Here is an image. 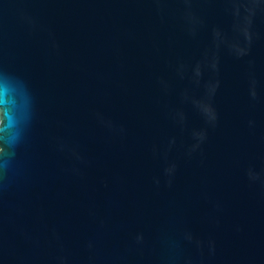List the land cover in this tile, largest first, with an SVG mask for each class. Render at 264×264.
I'll return each mask as SVG.
<instances>
[{
    "label": "water",
    "instance_id": "1",
    "mask_svg": "<svg viewBox=\"0 0 264 264\" xmlns=\"http://www.w3.org/2000/svg\"><path fill=\"white\" fill-rule=\"evenodd\" d=\"M0 264H264V0H0Z\"/></svg>",
    "mask_w": 264,
    "mask_h": 264
}]
</instances>
